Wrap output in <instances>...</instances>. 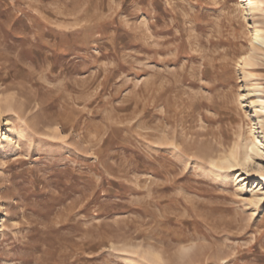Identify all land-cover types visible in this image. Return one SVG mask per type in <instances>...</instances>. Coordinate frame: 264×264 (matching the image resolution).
I'll use <instances>...</instances> for the list:
<instances>
[{"label":"rangeland","instance_id":"rangeland-1","mask_svg":"<svg viewBox=\"0 0 264 264\" xmlns=\"http://www.w3.org/2000/svg\"><path fill=\"white\" fill-rule=\"evenodd\" d=\"M248 2L0 0V264H264Z\"/></svg>","mask_w":264,"mask_h":264},{"label":"bare ground","instance_id":"bare-ground-1","mask_svg":"<svg viewBox=\"0 0 264 264\" xmlns=\"http://www.w3.org/2000/svg\"><path fill=\"white\" fill-rule=\"evenodd\" d=\"M249 5V11H251V15L253 18V38H252V47L251 52L246 58V64L250 65L255 60V55L260 52L264 51V29L259 26V23H257L255 19V10L250 2V0H247ZM247 5V4H246ZM248 11V12H249ZM250 14V13H249ZM250 15V16H251ZM247 96L249 98L252 97V95H256L257 92L253 90L250 87H247ZM259 100L251 101V104L253 105V113H251V117L253 119V124L255 125V128L257 131V136L255 139H250L248 142L244 144V150L243 153H239L237 149H234L231 151L230 154H227L221 159H214L213 162H221L222 164L227 163V165L231 168H236L238 166H251V163L254 162L255 156L261 155L259 151L261 152L262 148H264V105L262 103H258V101H264L263 98L260 96ZM256 166H253L251 170L247 169L246 174L247 177L244 178L242 174L238 175L237 178H241L239 184L242 188H245V182L248 178L253 177L257 178L260 181V184L264 188V163L262 162H256ZM225 166V165H224ZM227 167V166H226ZM254 200L261 199V196H258L256 193H254Z\"/></svg>","mask_w":264,"mask_h":264}]
</instances>
